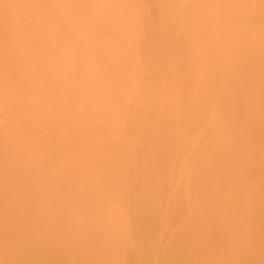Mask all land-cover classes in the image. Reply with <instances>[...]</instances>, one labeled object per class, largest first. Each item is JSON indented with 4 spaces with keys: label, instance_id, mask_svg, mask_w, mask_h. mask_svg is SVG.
<instances>
[{
    "label": "bare ground",
    "instance_id": "1",
    "mask_svg": "<svg viewBox=\"0 0 264 264\" xmlns=\"http://www.w3.org/2000/svg\"><path fill=\"white\" fill-rule=\"evenodd\" d=\"M0 264H264V0H0Z\"/></svg>",
    "mask_w": 264,
    "mask_h": 264
}]
</instances>
